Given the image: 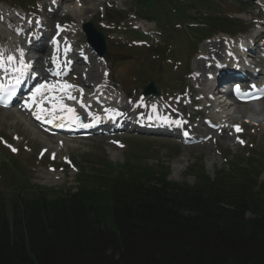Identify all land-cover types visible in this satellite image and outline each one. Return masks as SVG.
<instances>
[{
	"label": "trees",
	"instance_id": "1",
	"mask_svg": "<svg viewBox=\"0 0 264 264\" xmlns=\"http://www.w3.org/2000/svg\"><path fill=\"white\" fill-rule=\"evenodd\" d=\"M132 3L160 28L194 19L187 1ZM261 152L212 178L191 167V186L104 160L73 190L19 181L0 193V264H264Z\"/></svg>",
	"mask_w": 264,
	"mask_h": 264
},
{
	"label": "rangeland",
	"instance_id": "2",
	"mask_svg": "<svg viewBox=\"0 0 264 264\" xmlns=\"http://www.w3.org/2000/svg\"><path fill=\"white\" fill-rule=\"evenodd\" d=\"M205 1H208L210 6L215 8V13L208 10L211 17L234 20L230 24L234 28L245 24V34H251V31H253L251 24L253 22H257L260 25L264 21L260 10L255 5L246 2V0ZM24 2L19 0H0V9L2 11L16 10V12H21L22 14L30 11L37 14L40 18H44V20L47 19V23L50 22L49 17H51L53 23H73V25L78 27L86 21H92L94 24L98 23L102 16L106 15V10L110 9L111 6L118 11H128L129 9V6H124V0H108V2L103 3L97 0H79L77 5L73 0L67 2V4L64 0H60L58 4L59 8L53 15L46 11L48 0H37V4L34 3L35 5L32 7L26 6V11H21L15 7L18 3H23L22 5L30 4L32 0H24ZM203 14L204 12H196L195 16L198 17ZM130 17L131 15L129 14V18L121 22L117 28H114L113 32H105L106 40L114 47L117 44L127 45L132 40L145 39L138 38L137 35L128 32H122L124 35L119 33L123 31V27L129 26V23L132 22ZM236 18L243 22L238 21ZM8 22L16 27L20 24L15 19H10V21L4 23ZM53 23H49L51 28L53 27ZM141 24L144 27L142 30L156 33L152 42L156 43L166 39V35L161 30L158 31L152 23L141 22ZM113 25L106 22L104 26L105 28H112ZM230 31L228 29L226 32ZM73 32H76L75 34H71L74 36L73 40L79 45L84 46L82 33ZM237 32V29H232L230 33L235 34ZM172 33L174 35L169 36V40L171 41L170 47H168L165 40L162 43L163 47L167 49L166 54H164L165 59L159 60V58L153 57L148 52V46H142L139 48L138 53L129 58L120 57L119 52H116L115 49L112 51L109 49L104 58L107 60L109 68L113 71V81L116 84L115 90L120 93L122 99L124 98L127 102L131 103L135 102L137 95L141 94L142 89L150 81L158 85V88L164 87L167 83L166 86H169V88H164L163 91L160 90L162 93L168 95L174 96L177 93H181L185 86H188L190 89L189 83L193 81L191 71H195L197 69L196 65L201 64V62L197 63L195 61L194 50H197V54H205L203 50L204 48H208L209 40L197 45V42H194V40L189 43L187 40H182L179 35L182 32L178 28L173 30ZM212 34L214 33L210 35ZM176 40L180 41L177 46H175ZM193 44L196 45L194 49L191 48ZM168 57L172 60L170 63L162 61ZM176 61L178 63L173 65L172 62ZM108 65L105 66L102 62L95 63L92 68L93 71L89 74L90 77L95 75V69L99 70L100 73ZM201 77L203 82L204 76L201 75ZM69 79L72 82H77V74L73 73ZM197 85L199 86V82H197ZM148 102L152 101L148 99ZM260 106L263 108L261 111L257 110V106H237L235 112L228 115L231 124H243L241 135H234L229 130L230 124L226 132L215 131L207 142H200L191 146L180 145L177 142L163 138H133L126 135L88 140H75L59 136L51 137L39 132L27 119L21 117L16 112V109L0 111V143L2 144V141L6 142L16 150L13 151L12 149L14 148H12L7 152L0 144V173L1 167L5 164L10 166V164L15 163L16 167L24 173V176L30 178L32 184L58 192L76 185L74 180L76 170L68 167L71 161L80 166L84 165V161L94 162L97 160L96 162H100L101 159H105L115 165H119L127 157L131 165L153 167L155 161L158 165H161L174 155L175 157L168 162L169 180L176 183L186 181L192 184L190 178H184V171L195 160L199 159L205 171L209 175H212L215 170L220 169L224 165L225 159L246 157V152L251 148L255 149L259 147L264 149V104L260 103ZM231 110V108H226L224 111L227 113ZM210 114V119L215 123L218 122L214 119L211 112ZM194 122L196 123L195 120ZM114 141L120 143L119 147L113 144ZM239 141H243V143ZM122 146L123 148L125 146V149ZM2 172H5V170ZM7 173H3L2 177ZM263 177L264 174L261 176V179ZM1 181L2 179H0V192L3 193L4 184Z\"/></svg>",
	"mask_w": 264,
	"mask_h": 264
},
{
	"label": "bare ground",
	"instance_id": "3",
	"mask_svg": "<svg viewBox=\"0 0 264 264\" xmlns=\"http://www.w3.org/2000/svg\"><path fill=\"white\" fill-rule=\"evenodd\" d=\"M262 2L264 4V0ZM52 3L56 4L57 1L56 0H54V1L52 0ZM75 3H76V5L78 4V2H75ZM23 29H25V28H23ZM29 30H30V33H34L35 32L34 27H31L30 29L29 28L26 29L27 34L29 33ZM17 31H18L17 29H12V28L8 27L7 25H4V24L0 26V52H2L4 54L3 59L6 60V57L11 55V56L14 57V62L19 61L20 57L21 58H25L26 57V59H27V61H29V63H31V64L35 63V65L38 64V63H36L38 60L43 61V62H47L50 48L48 49L46 47L44 36L42 38H40L38 41L33 42L31 47H29V49L26 48V45L24 46V45H21V44H18L17 48H16L14 46L15 45L14 41H16L17 38L14 35L16 34ZM45 33H46V31H45ZM3 36H6V37L8 36V39H10V43L9 44H5V39H4ZM36 48L38 49V51L37 52L36 51L33 52V50L36 49ZM39 52H43L44 53L43 57L40 58L39 56H37V53H39ZM242 56L245 57V54H242ZM44 57H46V59H43ZM220 60H222V59H220ZM197 68H203V63L197 64ZM243 70H245V69L242 68L241 71H239L238 74H241ZM36 71L39 73V76H43L44 79H46L48 77V72L46 70L41 71V72H39L38 70H36ZM246 74L247 73L241 74V75L242 76H247ZM251 74L254 75V73H251ZM99 80L100 79H99L98 75H95V76H93V78H90V81H92L95 84L98 83ZM26 82H30V80L27 79ZM210 83H211L210 86L212 87L213 82L211 81ZM259 104L260 103H258V102L257 103H252L253 106H257V110L258 111H261L263 109H262L261 106H259ZM95 118H97V117H95ZM223 123H224V121L222 119H220V124H223Z\"/></svg>",
	"mask_w": 264,
	"mask_h": 264
},
{
	"label": "snow or ice",
	"instance_id": "4",
	"mask_svg": "<svg viewBox=\"0 0 264 264\" xmlns=\"http://www.w3.org/2000/svg\"><path fill=\"white\" fill-rule=\"evenodd\" d=\"M4 57V54L2 52H0V67H3L5 64H13L14 63V57L9 55L6 57V60L3 59ZM20 64L23 65V61L21 60L20 61ZM25 69H26V66L20 68V69H17V71L20 73V75H23L24 72H25ZM17 83H19V80H17ZM61 88V89H68V88H71L72 86L71 85H67V84H63V85H47V84H40L33 92H32V95H31V100L33 103H36L35 101V98L40 95L42 93V90L43 89H48L49 91H52L53 89L55 88ZM3 86L0 85V90H2ZM14 91V90H13ZM13 91H9L7 93V96L8 97H11L13 95ZM65 95H67V93H65ZM71 98V97H69ZM52 99L54 100L55 98L52 97ZM5 101V97L4 96H0V103H3L4 106H7L6 103H4ZM25 106L27 107L28 106V103L27 101L25 102ZM37 108L40 110V111H44L43 108H41V106L39 104H37ZM63 110V105H61V111ZM69 112H71L72 110L71 109H68ZM37 119H40L39 116L36 117ZM82 126H86V125H82ZM237 132L241 131V129L237 126L236 129H235ZM185 135H187V133H185ZM240 143H243V141H239ZM13 151H16L15 149H12Z\"/></svg>",
	"mask_w": 264,
	"mask_h": 264
},
{
	"label": "water",
	"instance_id": "5",
	"mask_svg": "<svg viewBox=\"0 0 264 264\" xmlns=\"http://www.w3.org/2000/svg\"><path fill=\"white\" fill-rule=\"evenodd\" d=\"M84 29H85V32L88 35V42L90 44L94 45L98 50L101 49L100 43H98L99 41L90 37V32H94V29L92 28V26L91 25H86Z\"/></svg>",
	"mask_w": 264,
	"mask_h": 264
}]
</instances>
